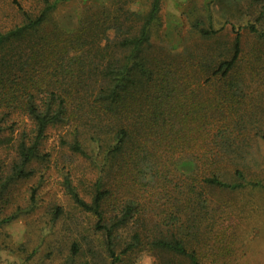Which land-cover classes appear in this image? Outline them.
Segmentation results:
<instances>
[{
	"label": "trees",
	"instance_id": "trees-1",
	"mask_svg": "<svg viewBox=\"0 0 264 264\" xmlns=\"http://www.w3.org/2000/svg\"><path fill=\"white\" fill-rule=\"evenodd\" d=\"M67 1L44 0L37 16L23 12L21 25L0 32V114L24 115L35 141L59 124L67 128L72 151L87 156L88 143L101 153V177L90 202L72 188L68 192L78 208L96 218L110 264H123L135 251L164 253L159 264H175L176 258L200 264L185 240L196 216L207 214L204 190L261 187L247 179L242 143L228 137L242 125L226 122L221 105L222 94L228 100L227 93L238 88L233 77L239 34L228 60L195 56L188 49L151 58L144 49L150 47L149 28L160 0H152L146 14L129 10L128 0L119 8L113 0L88 5L74 29L46 26L50 10ZM249 7L264 19V0H250ZM195 29L203 39L216 34L212 28ZM249 30L257 33L253 25ZM211 81L220 87L219 95L199 96L197 88ZM18 154L22 163L14 175L23 176L22 165L36 154V142L21 144ZM111 174L114 180L108 182ZM115 188L127 190L118 197ZM147 199L166 200V217L151 236L139 217ZM123 229H129V238L122 243Z\"/></svg>",
	"mask_w": 264,
	"mask_h": 264
},
{
	"label": "rangeland",
	"instance_id": "rangeland-1",
	"mask_svg": "<svg viewBox=\"0 0 264 264\" xmlns=\"http://www.w3.org/2000/svg\"><path fill=\"white\" fill-rule=\"evenodd\" d=\"M52 4L54 0H47ZM120 7L122 0H113ZM129 10L146 14L152 0H128ZM112 0H70L57 4L47 16L46 26L74 29L88 5ZM250 0H160L155 21L150 26L147 56L162 59L182 55L188 49L195 56L228 60L232 45L240 36V55L233 77L238 85L223 100L226 122H237L241 131L229 138L241 142L246 157L248 180L261 187L230 191L206 188L204 217L196 216L192 236L185 240L198 252L200 264H264V19L249 7ZM44 0H0V32L23 23L22 13L37 16ZM257 33H251L249 26ZM195 28L216 31L203 39ZM203 81L201 82V85ZM211 82L197 88V94L213 100L220 87ZM233 102V103H232ZM231 113V114H228ZM0 264H110L102 235L95 231L96 218L76 206L68 187L90 202L94 184L101 174L100 152L83 145L87 156L72 151L67 128L49 126L37 141L32 123L21 114H0ZM36 142V154L22 165L23 176L14 175L21 167V144ZM116 177V176H115ZM114 180L111 174L108 182ZM113 185V183H112ZM127 189H116L118 197ZM166 200L147 199L139 216L151 229L162 218ZM163 229V228H162ZM129 229L119 231L120 241L129 238ZM194 235V238H193ZM121 243V244H122ZM167 256L159 251H135L123 264H159ZM175 264H187L176 258Z\"/></svg>",
	"mask_w": 264,
	"mask_h": 264
}]
</instances>
